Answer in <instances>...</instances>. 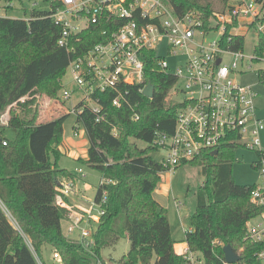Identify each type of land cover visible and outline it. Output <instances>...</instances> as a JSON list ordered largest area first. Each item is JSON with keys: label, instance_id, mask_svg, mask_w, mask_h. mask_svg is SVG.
Returning <instances> with one entry per match:
<instances>
[{"label": "trees", "instance_id": "trees-1", "mask_svg": "<svg viewBox=\"0 0 264 264\" xmlns=\"http://www.w3.org/2000/svg\"><path fill=\"white\" fill-rule=\"evenodd\" d=\"M4 1L6 15H0V264H39L38 258L46 264V247L59 252L65 264H94V254L105 264H114L103 252L123 237L128 238L130 249L117 264H190L176 252L168 210L154 195L167 170L153 158L159 149L155 139L158 133L174 132L182 105L168 97L176 77L161 71L154 52L146 50L143 82L119 85L126 93L121 106L113 104L115 90L98 91L94 97L105 119L97 121L90 108L77 116L89 138L88 158L80 161L102 173L95 199L104 193L107 197L91 253L81 241L66 236L63 221L69 211L56 203L58 181L75 178L58 165L69 113L40 123L38 97L60 96L71 59L104 39V28L91 25L73 34L67 47L61 46L62 26L52 15L64 8L63 0H42L50 8H33L29 19L8 15L13 0ZM167 1L179 16L199 11L205 18L225 11L229 2ZM263 48L264 33H260L256 50L261 54ZM259 76L264 81L263 71ZM149 83L154 85L151 98L142 90ZM10 106V122L2 124L1 116ZM7 128L16 130L14 137L6 135ZM236 148L223 146L217 154L208 150L181 164L201 166L205 176L185 239L205 264H222L226 244L235 251L244 247V262L261 264L254 255L261 246L245 240L247 222L260 209L251 201L254 184H238L233 176ZM215 240L223 245L214 246Z\"/></svg>", "mask_w": 264, "mask_h": 264}, {"label": "built area", "instance_id": "built-area-1", "mask_svg": "<svg viewBox=\"0 0 264 264\" xmlns=\"http://www.w3.org/2000/svg\"><path fill=\"white\" fill-rule=\"evenodd\" d=\"M63 2L64 8L52 15L62 26L61 46L67 47L73 34L91 25L104 28L105 35L104 39L70 61L68 71L80 97L79 103L69 112L78 116L90 108L97 114V121L104 120L102 105L94 97L96 92L115 90L113 104L121 106L126 93L119 85L143 82L144 51H153L160 70L176 77V84L168 97L182 103L174 132L158 133L155 139L158 148L166 151L161 161L163 166L172 172L184 161L193 160L208 150L219 151L223 146L234 145L255 152L257 157L252 166L259 177L254 183L251 201L260 211L247 222L245 240L261 246L254 255L264 264V119L257 115V93L253 85L234 78V75L243 74L245 69H252L253 63L264 61V48L261 54L258 53V43L251 55L245 53L247 35L254 32L259 42V34L264 33V0H229L225 11L215 12L208 18L199 11L179 16L167 0ZM212 33L216 38L208 41L206 38ZM241 39L243 45L239 42ZM164 41L170 56H184L175 69L159 52ZM226 56L232 58L230 63L225 62ZM260 71L264 72V68ZM71 90L63 89L64 100L72 97ZM180 94L184 95L182 100L177 99ZM21 100L24 101L25 97ZM138 118V115L134 117L135 120ZM3 144L6 145L7 141ZM77 170L85 176L81 167ZM56 191V203L69 211L64 220L66 236L78 239L94 253V233L105 213L106 194L100 200H92L88 208H78L67 201L68 196L76 191L75 178L59 180ZM182 206L183 203L177 200L178 211ZM213 245L223 244L215 240ZM243 251L244 247L236 251L240 260L232 263L224 256L222 264H248L243 261ZM176 252L190 264H205L187 244ZM94 255V264H105ZM53 260L55 264H65L57 251L53 252ZM38 261L45 264L39 258Z\"/></svg>", "mask_w": 264, "mask_h": 264}, {"label": "rangeland", "instance_id": "rangeland-1", "mask_svg": "<svg viewBox=\"0 0 264 264\" xmlns=\"http://www.w3.org/2000/svg\"><path fill=\"white\" fill-rule=\"evenodd\" d=\"M14 7L8 13V15L15 18H25L31 15V11L33 8L39 10H48L49 4L43 2L42 0H13ZM6 2L2 0L0 2V13L1 15H6L5 10ZM26 9L27 13L24 12ZM216 38V34L212 33L207 36V40L210 41ZM258 43V37L254 32H251L246 37L245 44V53L252 54L254 52L255 46ZM166 41L163 42L162 47H160L159 52L166 56L168 61L170 62L172 68H176L181 64L184 56L182 54H178L176 56H170L166 50ZM231 57L226 56L225 62L230 63ZM264 68V61H258L253 63L252 69L247 70L243 74L234 75V78L239 82L247 85H253V89L257 93V97L255 99V104L257 107V115L258 117L264 119V81L260 80L259 70ZM63 89H72L73 95L70 99L67 100V105L71 104L72 98L78 100L80 97V92L78 90L77 85L72 80L70 72L68 71L63 78ZM181 84H184L181 82ZM63 89L59 92V95L62 97ZM43 96L56 101L57 97H50L48 95H40L38 100H42ZM184 95L177 96L178 100H182ZM42 102V101H41ZM17 108V105H13ZM10 106L2 117V123L5 125L9 124V120L11 118V109ZM76 124V115L71 113L68 119L65 122V130L67 137L74 135L73 129ZM84 130V127L81 126V131ZM6 135L9 137H14L16 134V130L13 128L6 129ZM264 134V133H263ZM88 137V134H87ZM141 147H145L146 144L142 141H138ZM166 151L163 149H157L153 153V158L161 162L163 160ZM257 155L255 152L249 151L243 147H237L235 149L234 161H233V176L235 178L236 183L238 184H254L258 181V172L253 168L252 162L256 159ZM60 165H65L70 171L80 165L83 169L84 174H86L83 178L82 176L78 180V189L81 191V196L85 194V198L91 201L97 194L98 186L102 180V173L91 167L86 162H80L73 158L68 153H63L60 155ZM80 162V163H79ZM162 172L163 179L159 183V187L162 190V193L155 192L157 199L160 203L166 206L168 210V216L171 224L172 236L175 241V245L177 250L181 249L186 245V230L190 229V216L195 211L197 207V193L202 183L205 180V176L202 173L201 166L194 165H180L170 174ZM158 187V188H159ZM157 188V189H158ZM176 200L183 203V206L180 209V213L178 215L175 202ZM65 224L63 223V226ZM130 242L127 237L121 238L118 243L113 246L107 247L104 249V256L106 258H111L114 264L117 262L129 251ZM47 264V263H46ZM141 264V263H137Z\"/></svg>", "mask_w": 264, "mask_h": 264}, {"label": "crops", "instance_id": "crops-1", "mask_svg": "<svg viewBox=\"0 0 264 264\" xmlns=\"http://www.w3.org/2000/svg\"><path fill=\"white\" fill-rule=\"evenodd\" d=\"M24 12L27 13L26 9H24ZM25 18L29 19L30 16L25 17ZM68 89H70V88H68ZM57 99L58 100L53 101V100L47 98L46 96H43L42 100H39L40 115H39L38 121L40 123H44V122L56 119L62 115L68 114V113L70 115L71 113L69 112V110L73 106H75L79 103V99L75 100L74 98H72L71 104L67 105V100H64L61 96H59ZM68 117H67V119H68ZM66 120H65V122H66ZM65 122H64L63 142L59 147L61 154L68 153L71 156H73V158L76 159L77 161H80V159L87 160L88 148H89V138L87 137V131H86L85 126L81 122H78L77 115H76V124L73 126L74 127V129H73L74 135L67 137L66 130H65ZM81 126L84 127V130H82V131H81ZM263 139H264V134H263ZM80 162H82V161H80ZM60 163L61 162H60V158H59L58 159L59 167L66 169L67 171L73 173L75 176L76 191L74 194H71L70 196H68V198H67L68 203L74 207L88 208L90 206V202L92 200H94L95 197L91 201H89L87 198H85V194H83L81 196V193H80L81 191L78 189V184H77L79 178L82 176L81 172H79L77 169L80 168L81 166L78 165L73 169V171H70L65 165H60ZM166 173L170 174L171 172L167 171ZM83 177L84 176H82V178ZM157 190H158V192L162 193V190L160 189V187L158 189H156V191ZM155 197H156V195H155ZM156 199H157V197H156ZM175 204H176V202H175ZM164 207H166V206L164 205ZM175 208H176V205H175ZM176 211L179 215L180 211H178L177 208H176ZM63 223L65 224L63 226L64 232H65L66 221H63ZM175 248H176V245H175ZM176 250H177V248H176ZM53 252L54 251L51 247L45 248L44 259H45V262L47 264H55V261L53 260Z\"/></svg>", "mask_w": 264, "mask_h": 264}, {"label": "water", "instance_id": "water-1", "mask_svg": "<svg viewBox=\"0 0 264 264\" xmlns=\"http://www.w3.org/2000/svg\"><path fill=\"white\" fill-rule=\"evenodd\" d=\"M218 62H220V60ZM143 93H144V95H146L150 98L153 97L154 85L151 83L147 84L143 90ZM0 141H1V137H0ZM212 153L217 154L218 150H214ZM223 252H224L225 259L229 262L233 263V262H236V261L241 259V256L233 249V247L230 244H226L223 247Z\"/></svg>", "mask_w": 264, "mask_h": 264}]
</instances>
